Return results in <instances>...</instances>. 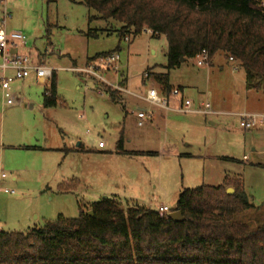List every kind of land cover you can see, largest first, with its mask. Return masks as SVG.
Masks as SVG:
<instances>
[{
	"label": "rangeland",
	"instance_id": "obj_1",
	"mask_svg": "<svg viewBox=\"0 0 264 264\" xmlns=\"http://www.w3.org/2000/svg\"><path fill=\"white\" fill-rule=\"evenodd\" d=\"M5 1L12 13L8 29L27 37L22 52L54 70L59 100L44 108L43 93L51 79L43 83L32 76L12 84L13 93L24 98L22 104L5 106L0 93V146L31 142L57 148L0 150V172L8 174L0 181V231L26 233L60 215L77 218L82 209L105 197L123 208L167 206L172 212L182 191L218 186L226 175L242 180L253 204L235 220L253 228L264 225V129L246 131L235 115L264 111V91L246 88L245 72L235 60L218 52L208 64L199 65L194 57L170 72V84L183 87L185 99L195 106L210 102L222 114L206 118L167 111L139 98L151 83L158 86L153 80L144 83L145 73L167 71L164 35L154 38L144 31L129 35L128 42L118 33L120 23L90 21L97 13L83 0ZM90 29H98V37L89 36ZM112 51L120 55L119 72L102 70L101 75L117 85L124 72V88L134 94L119 91L116 101L106 92L108 83L71 70ZM180 99L167 97L172 108ZM140 109L155 115L143 127L138 126ZM121 135L124 150L155 154L117 152ZM80 146L97 151H66ZM25 167L28 170H16ZM5 188L15 192L6 193Z\"/></svg>",
	"mask_w": 264,
	"mask_h": 264
},
{
	"label": "trees",
	"instance_id": "obj_2",
	"mask_svg": "<svg viewBox=\"0 0 264 264\" xmlns=\"http://www.w3.org/2000/svg\"><path fill=\"white\" fill-rule=\"evenodd\" d=\"M82 2L97 13L90 21L100 18L120 23L121 38L137 37L145 30H151L154 38L166 37L167 71L152 69L143 81H155L163 97L175 89L170 84L171 70L184 64L182 58L188 61L203 49L210 59L218 52L232 57L245 72L246 88L264 91V0ZM88 34L98 37V29H90ZM112 52L97 54L87 62ZM127 82L122 72L121 86ZM106 92L118 100L119 91L110 87ZM58 100L53 73L44 106L54 107ZM123 146L121 135L117 152L155 154L126 151ZM252 207L242 180L230 175L218 186L182 191L173 209L185 217L179 222L143 206L123 208L117 200L105 197L86 206L77 218L60 215L26 233L1 230L0 264H264V225L253 228L235 220L237 214Z\"/></svg>",
	"mask_w": 264,
	"mask_h": 264
},
{
	"label": "built area",
	"instance_id": "obj_3",
	"mask_svg": "<svg viewBox=\"0 0 264 264\" xmlns=\"http://www.w3.org/2000/svg\"><path fill=\"white\" fill-rule=\"evenodd\" d=\"M12 18V13L9 10L5 0H0V91L2 93L3 100L6 105L12 106L16 104V95L12 92V84L15 81L25 80L31 76H35L37 80L45 82L52 79L54 70L41 64L38 61L32 59L30 54L22 52L20 49L27 45V37L23 32L19 30H9L8 21ZM151 32V30H145ZM125 40L130 42V36L125 37ZM199 65L208 64L210 60V54L207 49L201 50L196 56ZM230 60H233L230 57ZM120 61V55L118 52H112L106 55H102L95 59L90 65L83 68L73 67L71 70L80 73L85 72L89 75L96 76L103 82L108 83L101 75L102 70H115L119 72L118 63ZM238 70V67H235ZM144 77H148V73L144 74ZM109 84V83H108ZM117 91H126L127 93L134 95L121 86L120 82L117 85L109 84ZM172 95L181 97L177 107L172 108L169 106L167 98L163 97L159 91L154 88H148L147 92L143 96H139L140 99L148 102L152 105L164 108L166 110H174L184 114H202L205 116L220 115L223 112L213 109L210 102H203L199 106H195L193 100L183 96L182 90L175 88L172 91ZM239 118L240 127L244 130H252L254 128L264 127V111L262 112H239L235 113ZM153 113L144 109H140L137 113L138 126L142 127L147 121L152 120ZM8 174L4 171L0 172V181L6 179ZM0 190L2 188L0 187ZM6 193H14V190L5 188L3 190ZM161 215L169 214L171 211L167 206H162L158 210Z\"/></svg>",
	"mask_w": 264,
	"mask_h": 264
},
{
	"label": "crops",
	"instance_id": "obj_4",
	"mask_svg": "<svg viewBox=\"0 0 264 264\" xmlns=\"http://www.w3.org/2000/svg\"><path fill=\"white\" fill-rule=\"evenodd\" d=\"M0 61H1V59H0ZM213 63V62H212ZM32 77H35V76H32ZM56 77H57V75H56ZM30 78V77H29ZM36 78V77H35ZM28 79V78H27ZM26 80V79H25ZM22 81H24V80H22ZM43 83H45V82H43ZM50 85H51V83H49V85L47 84L46 85V87H45V90H44V93H43V98H44V94L46 93V90L47 89H49L50 88ZM150 87H154V88H156V86L155 85H153L152 83H151V85H149ZM149 87V88H150ZM179 88V87H178ZM12 89V88H11ZM157 89V88H156ZM12 92H13V89H12ZM0 93H1V91H0ZM15 94V93H14ZM182 94H183V96H184V88H183V90H182ZM16 95V94H15ZM1 97H2V93H1ZM185 97V96H184ZM0 100H1V98H0ZM2 102H3V104L5 105V106H7L6 104H5V102H4V100H3V97H2ZM24 102V98H20V97H18L17 95H16V104L15 105H12V106H16V105H19V104H22ZM43 107L44 108H47V109H49V108H51V107H45L44 106V102H43ZM167 111H170V110H167ZM172 111H174V110H172ZM154 115V114H153ZM192 115H201V116H203V117H210V116H205V115H202V114H196V113H192ZM212 116H215V115H212ZM154 118H155V115L153 116V118H152V120H150L149 122H152L153 120H154ZM147 123V122H146ZM146 123H145V125H146ZM210 123L212 124V125H214L215 124V122L214 121H212V120H210ZM144 125V126H145ZM143 127V126H142ZM257 130H262V129H264V127H259V128H256ZM253 130V129H252ZM252 130H246V131H252ZM12 148V149H19V150H24V151H39V150H43V151H46V150H52V149H57V148H55L54 146L52 147V146H49V145H43V144H32L31 142H21V143H18V144H9V145H5V144H3V145H1L0 146V150H1V152L2 153H4V151H5V148ZM32 147H39V148H35V149H33ZM77 149H84V150H86L85 152H89L88 150H89V148L88 149H86V148H82V146H80L79 148H71V149H66V151H71V152H73V151H75V152H81V150H77ZM94 150H96L95 148H94ZM97 151V150H96ZM253 151H256V148H254L253 149ZM90 153H93V152H90ZM27 168L25 167V168H18V169H16L18 172H22V171H25ZM28 170V169H27ZM226 177V176H225ZM13 179L14 180H16L17 179V177H13ZM1 229V228H0Z\"/></svg>",
	"mask_w": 264,
	"mask_h": 264
},
{
	"label": "water",
	"instance_id": "obj_5",
	"mask_svg": "<svg viewBox=\"0 0 264 264\" xmlns=\"http://www.w3.org/2000/svg\"><path fill=\"white\" fill-rule=\"evenodd\" d=\"M185 60H186L185 58H182V61H185ZM228 192H229V193H234V189H233V188H229V189H228ZM88 214H89L90 216H94V212H93V210H89V211H88ZM169 217H170L171 219H173L174 221H176V222L184 221V220H185V217H184L182 211H180V210H175V211L170 212V213H169Z\"/></svg>",
	"mask_w": 264,
	"mask_h": 264
}]
</instances>
